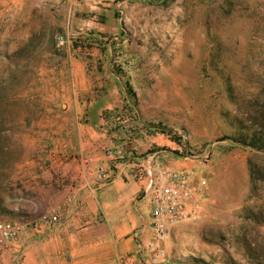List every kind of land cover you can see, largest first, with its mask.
<instances>
[{"label":"rangeland","instance_id":"obj_1","mask_svg":"<svg viewBox=\"0 0 264 264\" xmlns=\"http://www.w3.org/2000/svg\"><path fill=\"white\" fill-rule=\"evenodd\" d=\"M148 91L158 151L207 180L197 214L162 244L179 264H264V0H0V222L29 237L58 224L60 149L113 113L105 103L123 115ZM36 230L35 244L0 245V264H69Z\"/></svg>","mask_w":264,"mask_h":264},{"label":"crops","instance_id":"obj_2","mask_svg":"<svg viewBox=\"0 0 264 264\" xmlns=\"http://www.w3.org/2000/svg\"><path fill=\"white\" fill-rule=\"evenodd\" d=\"M68 56L86 87L81 54L73 51ZM146 82L138 83L139 87L158 89V80ZM142 94L138 92L137 109H126L123 115L118 101L105 103L103 109H114L113 113L106 118L98 113L95 124H78L72 132L76 141L60 149L62 171L70 180L58 189L60 221L38 232L43 234L44 246L56 240L69 264H179L168 246L154 242L151 199L145 193L147 168L150 162L187 171L195 165L158 151V91L144 93L153 99L147 104ZM118 151L122 155L117 156ZM99 168L108 172L110 180H97ZM35 231H29L33 244L37 242ZM24 234L21 242L25 235L30 238ZM7 245H11L7 252L17 251V245Z\"/></svg>","mask_w":264,"mask_h":264},{"label":"built area","instance_id":"obj_3","mask_svg":"<svg viewBox=\"0 0 264 264\" xmlns=\"http://www.w3.org/2000/svg\"><path fill=\"white\" fill-rule=\"evenodd\" d=\"M57 40L59 45L64 44V37L60 36ZM116 155L122 154L118 151ZM207 160L206 157L205 162ZM147 169L145 193L151 199L154 242L163 243L170 225L189 220L197 214L207 180L204 177L195 179L183 169H171L161 165L156 167L152 162L148 164ZM110 177L105 169H98L96 175L98 181L107 182ZM56 221H58L56 214L42 218V223L50 225ZM34 227L41 229L42 226ZM23 231L24 228L15 223L0 222V245L20 243Z\"/></svg>","mask_w":264,"mask_h":264}]
</instances>
